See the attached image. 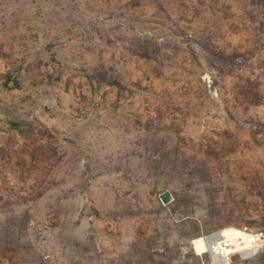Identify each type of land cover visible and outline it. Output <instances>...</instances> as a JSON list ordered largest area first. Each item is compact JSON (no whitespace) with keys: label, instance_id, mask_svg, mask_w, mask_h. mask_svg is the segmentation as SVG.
<instances>
[{"label":"rangeland","instance_id":"obj_1","mask_svg":"<svg viewBox=\"0 0 264 264\" xmlns=\"http://www.w3.org/2000/svg\"><path fill=\"white\" fill-rule=\"evenodd\" d=\"M128 1L0 0V264H213L195 242L227 230L263 238L226 264H264V103L234 91L264 93V6ZM100 62L126 90L88 78ZM152 100L174 112L146 130Z\"/></svg>","mask_w":264,"mask_h":264},{"label":"trees","instance_id":"obj_2","mask_svg":"<svg viewBox=\"0 0 264 264\" xmlns=\"http://www.w3.org/2000/svg\"><path fill=\"white\" fill-rule=\"evenodd\" d=\"M142 0H129L127 3L128 7H139L141 5ZM154 4L156 12L160 15H167L166 17H170V14L167 10V7L163 0H151ZM211 1V0H208ZM199 0V6L204 5L205 2ZM213 1V0H212ZM216 2V1H214ZM245 3V7L250 8L253 7L252 10H247L249 15L251 16L254 12V6L262 8L264 6V0H243ZM259 8V9H260ZM258 9V8H257ZM199 9L195 8V13L198 14ZM132 44L127 45V50L131 55L137 56L140 59L149 61L156 60L159 58L162 52V47L159 45L155 38H141L139 37L137 40H130ZM2 49L0 48V56ZM217 61L213 62L214 68H219L223 70L226 65V60L234 57V53L226 54L224 50L217 51ZM215 62L219 63V67ZM13 71H8L4 77V84L8 85L9 82H13L16 86H19L20 83L17 79L14 78ZM91 81H94L97 84L98 88H107V87H115L119 92L126 90V85L123 83V79L120 74L117 72L115 67L105 63L100 62L90 74L87 75ZM235 97L240 100L246 108L250 106L256 107L264 103V93L261 91L259 84L252 82L250 79H246L242 81L240 85H235ZM151 104L153 105L152 113L145 123L146 130L159 129L163 125V120L168 117V114H172L174 110H172V102L165 100L164 102H157L152 100ZM176 112V111H175ZM136 122H140L137 120ZM241 221L244 224L251 225L253 221H244V218L240 217ZM262 225L264 226V219L262 220Z\"/></svg>","mask_w":264,"mask_h":264},{"label":"bare ground","instance_id":"obj_3","mask_svg":"<svg viewBox=\"0 0 264 264\" xmlns=\"http://www.w3.org/2000/svg\"><path fill=\"white\" fill-rule=\"evenodd\" d=\"M249 239L250 237L246 232L227 230L214 234L208 237L207 240L201 238L195 242V247L199 253L207 250L213 256L215 254L222 255L213 264H226L229 254L241 253L243 256H246L256 252V249H251L252 244Z\"/></svg>","mask_w":264,"mask_h":264},{"label":"built area","instance_id":"obj_4","mask_svg":"<svg viewBox=\"0 0 264 264\" xmlns=\"http://www.w3.org/2000/svg\"><path fill=\"white\" fill-rule=\"evenodd\" d=\"M250 237V243L252 244V248L251 249H256V251L259 250L260 248V244L263 238L262 233L259 232H251V233H247Z\"/></svg>","mask_w":264,"mask_h":264},{"label":"water","instance_id":"obj_5","mask_svg":"<svg viewBox=\"0 0 264 264\" xmlns=\"http://www.w3.org/2000/svg\"><path fill=\"white\" fill-rule=\"evenodd\" d=\"M160 200H161V202H162L163 204H168V203H170V202L172 201V197H171L170 192H169V191H165V192L161 193V194H160ZM217 233H218V232H215V233H213V234L207 236L206 238H208V237H210V236H212V235H214V234H217Z\"/></svg>","mask_w":264,"mask_h":264}]
</instances>
